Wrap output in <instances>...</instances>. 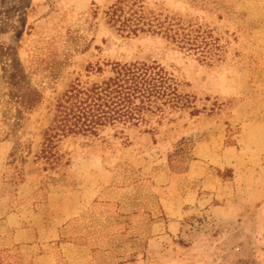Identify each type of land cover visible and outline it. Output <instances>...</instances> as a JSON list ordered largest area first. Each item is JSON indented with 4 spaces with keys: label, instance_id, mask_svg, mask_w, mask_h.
Here are the masks:
<instances>
[{
    "label": "rangeland",
    "instance_id": "obj_1",
    "mask_svg": "<svg viewBox=\"0 0 264 264\" xmlns=\"http://www.w3.org/2000/svg\"><path fill=\"white\" fill-rule=\"evenodd\" d=\"M135 61L179 103L39 157L57 99ZM0 264H264V0H0Z\"/></svg>",
    "mask_w": 264,
    "mask_h": 264
},
{
    "label": "trees",
    "instance_id": "obj_2",
    "mask_svg": "<svg viewBox=\"0 0 264 264\" xmlns=\"http://www.w3.org/2000/svg\"><path fill=\"white\" fill-rule=\"evenodd\" d=\"M113 10L116 12L118 9ZM114 69V76L101 85L83 89L72 87L57 99L52 109L51 122L44 129L39 153V157L46 163L59 162V142L69 134L97 135L106 125L114 126L126 122L129 125H138L148 121L146 111L154 113L166 103H179L180 95L172 85V79L159 65L135 61L116 63ZM4 77L10 89L15 91L14 118L20 122L23 114L33 108L38 96L24 86L16 68L14 74Z\"/></svg>",
    "mask_w": 264,
    "mask_h": 264
}]
</instances>
